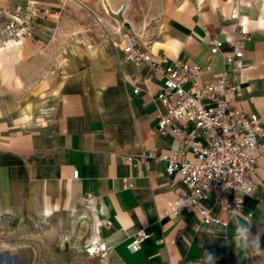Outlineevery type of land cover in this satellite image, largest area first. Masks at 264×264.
Masks as SVG:
<instances>
[{"label": "crops", "instance_id": "1", "mask_svg": "<svg viewBox=\"0 0 264 264\" xmlns=\"http://www.w3.org/2000/svg\"><path fill=\"white\" fill-rule=\"evenodd\" d=\"M0 9L34 13L31 35L0 50L1 78L22 88L0 99L49 102L45 112L42 107L29 112L28 104L21 111L14 106L4 111L0 103V217L29 222L89 199L95 219L113 222L112 228L102 227L100 237L119 264H209V253L215 264H264V251L251 255L256 237L264 249V206L255 198H246V212L237 216L215 209L230 221L228 228L203 226L192 208L166 216L181 177L169 176L163 162L140 156L150 149H183L174 136L158 132L154 98L163 81L147 66L120 61L122 50L87 16L95 21L100 8L82 0H0ZM171 9L158 33L145 38L148 42L137 33L154 60L164 68L177 60L201 65L202 85L227 73L238 89L228 96L231 110L264 116V0H178ZM240 23L251 39L244 45L241 68L228 69L225 57ZM55 27L59 31L52 35L48 30ZM214 40L223 46L210 57ZM136 86L142 89L138 94ZM29 88L36 93L25 95ZM258 166H264V152ZM257 179L255 197H263L260 170ZM239 226L249 228L247 242L236 239ZM141 231L149 238L132 253L128 244ZM3 252L27 264L19 259L22 251Z\"/></svg>", "mask_w": 264, "mask_h": 264}, {"label": "built area", "instance_id": "2", "mask_svg": "<svg viewBox=\"0 0 264 264\" xmlns=\"http://www.w3.org/2000/svg\"><path fill=\"white\" fill-rule=\"evenodd\" d=\"M129 8L128 4H124L114 12L109 4L102 2L103 14H94V19L98 32L116 50H122L120 61L147 66L163 81V87L154 98L158 106V132L162 136H174L183 149L169 152L150 149L140 156L147 161L163 162L169 176L181 177L179 193L168 203L166 216L177 217L184 209L192 208L200 216L203 226L228 228L230 221L222 218L215 209L232 216L243 214L246 212V198H255L258 204L264 206V196L255 197L259 190V170L264 175V166H258V158L264 152V116L243 109L231 110L228 96L238 89L230 84L227 73L214 82L202 85L199 80L203 72L201 65L177 60L164 68L156 62L147 48L148 43H143L135 29L126 25L124 16ZM33 14L32 10L13 11L8 29L16 31L20 26L22 33L31 34ZM236 17L233 16L234 19ZM48 31L55 35L59 29L55 27ZM250 39L249 30L244 23H240L234 48L225 57L228 69L241 68L244 45ZM222 46L220 41H212L210 57L218 54ZM141 90L139 86L134 88L137 94ZM189 154L193 159L189 158ZM126 160L132 161L133 157H126ZM73 177H79L78 170L73 172ZM252 216L248 213L247 219ZM98 222L99 228L113 227L110 220ZM148 238V234L139 232L128 244V249L132 253L140 251L142 243ZM260 253L254 250L251 255L255 257Z\"/></svg>", "mask_w": 264, "mask_h": 264}, {"label": "rangeland", "instance_id": "3", "mask_svg": "<svg viewBox=\"0 0 264 264\" xmlns=\"http://www.w3.org/2000/svg\"><path fill=\"white\" fill-rule=\"evenodd\" d=\"M92 6L96 11L101 9L102 2L109 4L110 8L117 12L125 4L129 9L125 14L127 26H132L144 42L148 35L158 33L165 18V13L171 11L174 1L178 0H82ZM102 10V9H101ZM13 11L0 9V50L6 47V43H19L29 37L28 33L19 30L8 29L12 21ZM103 14V12L101 13ZM100 14V15H101ZM94 29L98 30L96 22L87 15ZM104 17H106L104 12ZM118 18H121L119 16ZM31 35V34H30ZM16 69V68H15ZM22 88L14 84L5 83L0 73V97L14 96ZM36 89L29 88L26 91L32 94ZM48 99H0L2 108L9 110L12 106L21 111L23 104H28L29 112H36L41 108L47 110ZM43 101L41 104L40 102ZM46 101V103H44ZM38 103L41 105H38ZM44 103V104H43ZM13 107V108H14ZM2 109V110H3ZM25 121H27L25 119ZM62 210V211H61ZM51 209L43 218H35L29 222L26 220L14 221L9 217H0V262L7 260L12 264H23L8 257V252L15 254L22 251L19 259H27V264H119L110 255V250L97 248L91 241V233H95L96 219L92 211L90 200L79 202L71 209ZM86 227L83 230V227ZM102 227L99 228V234ZM102 231V235H104ZM22 247V248H18ZM10 248L12 250H10ZM93 250V251H92ZM20 261V260H19ZM6 262H4L5 264ZM1 264V263H0Z\"/></svg>", "mask_w": 264, "mask_h": 264}, {"label": "clouds", "instance_id": "4", "mask_svg": "<svg viewBox=\"0 0 264 264\" xmlns=\"http://www.w3.org/2000/svg\"><path fill=\"white\" fill-rule=\"evenodd\" d=\"M236 232H237V237H236V239H237L238 241L243 240V241L247 242V240H248V235H249V228L244 227V226H239V227H237ZM252 243L254 244V250H255L257 253L264 251V249H261V247H260V240H259V237H256V238L252 241ZM207 260L209 261V264H215L216 257H215L213 254L209 253V254L207 255Z\"/></svg>", "mask_w": 264, "mask_h": 264}, {"label": "bare ground", "instance_id": "5", "mask_svg": "<svg viewBox=\"0 0 264 264\" xmlns=\"http://www.w3.org/2000/svg\"><path fill=\"white\" fill-rule=\"evenodd\" d=\"M97 236L99 237V239H97ZM91 241L93 242L92 246H95L97 248L102 247V249H106V247H104V242L101 240L100 234H99V222L98 219H96V229H95V233H91Z\"/></svg>", "mask_w": 264, "mask_h": 264}]
</instances>
